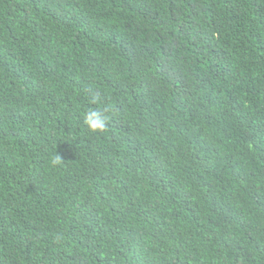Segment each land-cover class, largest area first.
Segmentation results:
<instances>
[{"label":"trees","instance_id":"1","mask_svg":"<svg viewBox=\"0 0 264 264\" xmlns=\"http://www.w3.org/2000/svg\"><path fill=\"white\" fill-rule=\"evenodd\" d=\"M0 264H264V0H0Z\"/></svg>","mask_w":264,"mask_h":264},{"label":"clouds","instance_id":"2","mask_svg":"<svg viewBox=\"0 0 264 264\" xmlns=\"http://www.w3.org/2000/svg\"><path fill=\"white\" fill-rule=\"evenodd\" d=\"M84 123L90 131L94 133H101L106 131L107 117L101 110L90 109L84 114ZM60 160L61 157L58 156L53 160V164H58Z\"/></svg>","mask_w":264,"mask_h":264}]
</instances>
